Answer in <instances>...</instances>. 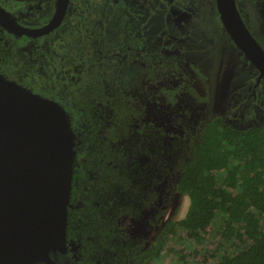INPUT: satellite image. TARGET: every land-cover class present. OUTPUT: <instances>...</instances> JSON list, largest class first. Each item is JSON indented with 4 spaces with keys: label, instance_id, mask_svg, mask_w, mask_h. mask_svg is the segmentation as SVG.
<instances>
[{
    "label": "trees",
    "instance_id": "16d2710c",
    "mask_svg": "<svg viewBox=\"0 0 264 264\" xmlns=\"http://www.w3.org/2000/svg\"><path fill=\"white\" fill-rule=\"evenodd\" d=\"M162 66L156 88L98 92L84 107L66 240L83 264H150L178 230L213 232L231 251L199 264H264V123L239 130L209 117L211 72L191 61ZM172 193L187 196V210L163 221ZM123 216L156 225L153 241L127 235Z\"/></svg>",
    "mask_w": 264,
    "mask_h": 264
},
{
    "label": "flooded vegetation",
    "instance_id": "af4514ba",
    "mask_svg": "<svg viewBox=\"0 0 264 264\" xmlns=\"http://www.w3.org/2000/svg\"><path fill=\"white\" fill-rule=\"evenodd\" d=\"M162 1L161 4L157 5V0H68V6L62 21L57 27L46 33L25 35L26 32L20 31L24 35L14 34L0 26V74L8 80L29 88L34 93L59 102L69 114L74 137L79 136L84 125L83 109L88 106L87 103L93 104L94 99L100 96L98 92L112 95L115 89H120V86L112 83L108 88L90 83L79 91L75 99H70L68 98V91H66L69 87L68 83L63 84L64 88L61 86L59 89L50 90L44 79L38 78V72L40 71L35 70L39 66L38 64L40 62H51L54 66L62 64L66 66L68 63L75 61L77 55L82 61L108 60L116 53V49L117 51L120 50L117 47H120L117 41L124 40L126 41V43H123L125 49L121 50V53H116L119 59L127 61L125 64L126 72L123 73L125 85L121 89L129 93L132 90L145 92L146 86L156 88L157 85L151 86L150 82L158 78V75L162 72V61L160 62V59L154 61L144 60L145 57L142 51L145 54L147 48H137L139 40L146 32V22L149 20V23L153 24L154 27L160 24L163 21L161 14L163 9L166 22L179 28L181 25L189 23V18L193 12V9L188 7L187 0ZM194 1L196 2V0H191V5L195 3ZM235 1L243 21H246L245 17H247L253 26L258 24V29L264 39V0H254L257 5V16L249 10L243 9L241 0ZM56 2L57 0H0L5 10L12 14L16 22L20 26L29 29L43 27L53 16L56 10ZM146 3L150 6L147 11ZM157 16L159 19H157ZM109 21L115 23V25H110ZM118 28L121 29V33L114 31ZM109 34L112 36L108 39L107 35ZM155 35H157V32ZM169 37L174 38L171 34H169ZM103 41H105V44H103ZM111 43L117 45L116 49L112 50L113 54L106 53L107 47L105 45ZM151 48H155L156 51L160 50V53L165 54L167 67H171L174 62L191 61L192 63H198L189 59L178 45L173 43H166L164 46L156 44ZM174 54L177 55L176 58L171 57ZM236 67L238 69L235 70L233 79H235L237 87L233 85L231 89L229 104L232 100H235L238 106L245 107V104L250 102L252 107H256V99L264 90V86L261 87V82L264 79H261L254 88L259 72L254 65L246 61L243 55H239V62H237ZM134 72L139 80L132 84L130 79ZM67 73L65 69L64 74L67 75ZM58 83H61V81H58ZM69 84L71 83L69 82ZM62 89H64L63 95H61ZM235 90H238V93H235ZM97 104L99 105V103ZM67 107H75L79 112L74 116L73 112H70ZM90 110L93 109L90 108ZM259 119L258 122H235L230 120L229 123L236 129L245 130L264 123V115ZM83 142L84 140H79V143L83 144ZM79 143L77 148L74 144L75 158L77 159L82 158L85 154L84 144L82 147ZM150 219L153 220L152 216H150ZM150 225L157 228L156 225L151 223ZM68 243L66 252L54 256L56 263L83 264L76 253V244L73 241H68Z\"/></svg>",
    "mask_w": 264,
    "mask_h": 264
},
{
    "label": "water",
    "instance_id": "95a60500",
    "mask_svg": "<svg viewBox=\"0 0 264 264\" xmlns=\"http://www.w3.org/2000/svg\"><path fill=\"white\" fill-rule=\"evenodd\" d=\"M221 24L264 79V49L235 0H214ZM68 0H57L39 29L20 26L0 3V26L14 34L46 33L62 21ZM66 109L0 74V264H57L66 252L67 207L75 158Z\"/></svg>",
    "mask_w": 264,
    "mask_h": 264
},
{
    "label": "rangeland",
    "instance_id": "374dc122",
    "mask_svg": "<svg viewBox=\"0 0 264 264\" xmlns=\"http://www.w3.org/2000/svg\"><path fill=\"white\" fill-rule=\"evenodd\" d=\"M162 2V0H157V5ZM186 3L189 8L193 9V12L189 18V23L181 25L179 28L166 22V15L163 9L161 13L163 21L157 24L156 27L147 20L146 32L142 35L137 47L147 48L145 54L142 51L145 57L144 60L154 61L155 59H160L162 65H166L165 54L151 47L156 44L164 46L166 43L178 45L189 59L198 62L197 64L201 68H209L208 70L212 71V102L209 109V117L221 116L228 124H230V120L235 122H258L259 118L264 115V90L256 99V107H252L250 102H247L245 107L238 106L235 100H232L231 104H229L231 89L233 85L237 87V83L233 79L235 70L238 69L235 66L239 62V55H242V53L222 27L214 0H196L193 5H191V0H187ZM241 4L243 9L249 10L255 16L258 15L256 11L257 5L254 0H241ZM146 6L147 11L150 6L148 3H146ZM157 19H159L158 16ZM245 19L248 29L264 49V39L258 29V24L253 26L247 17ZM103 23L106 24L105 22ZM109 24L115 25L111 21H109ZM114 31L121 33L120 28ZM156 32L157 35H155ZM169 34L174 36V38L169 37ZM111 36V34L107 35L108 39ZM130 39L132 38L130 37ZM105 41H103V44H105ZM117 42L120 47L116 43L105 45L107 47L106 53L113 54L112 50L116 49V46L120 48L118 51L116 49V53H121V50L125 49L123 43H126V41L118 40ZM73 52L75 53V50ZM116 53L108 60L99 61H82L77 55L76 60L66 66L63 64L54 66L51 62H40L35 70L40 71L38 72V78L44 79L50 90L59 89V87H63V84L68 83L69 87L66 90L68 91V98L75 99L79 91L90 83H96L108 88L112 83L119 85L120 88L124 87L123 73L126 72L125 64L127 61L119 59ZM176 56L174 54L171 57L176 58ZM65 69L68 72L67 75L64 74ZM133 74L130 79L132 84L139 80L138 76ZM58 81H61V83H58ZM261 83V87H263L264 80ZM63 93L64 89H62L61 95ZM235 93H238V90H235ZM67 109L73 112L74 116L79 112L75 107H67ZM188 203L187 196L179 197L177 193H172L163 221L170 216H173L174 220L183 218ZM120 223L126 234L140 235L147 240L146 243L153 241L158 230V227L154 228V226H151L145 217L134 219L123 216ZM259 224L264 229V218H261ZM230 248L228 242L213 232H206L203 237L188 238L184 231L178 230L175 236L172 239H168L165 243L161 256L150 264H199L204 256L212 252L220 256L225 250L231 251Z\"/></svg>",
    "mask_w": 264,
    "mask_h": 264
}]
</instances>
